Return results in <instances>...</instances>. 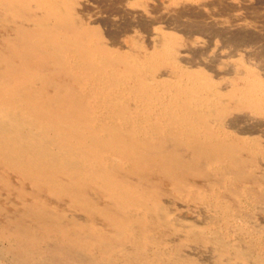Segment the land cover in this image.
<instances>
[{"label": "bare ground", "instance_id": "6f19581e", "mask_svg": "<svg viewBox=\"0 0 264 264\" xmlns=\"http://www.w3.org/2000/svg\"><path fill=\"white\" fill-rule=\"evenodd\" d=\"M81 1L0 0V262L264 264L262 229L235 228L264 211V145L229 125L264 117V77L222 91L170 32L119 49ZM172 200L213 215L180 227Z\"/></svg>", "mask_w": 264, "mask_h": 264}, {"label": "rangeland", "instance_id": "374dc122", "mask_svg": "<svg viewBox=\"0 0 264 264\" xmlns=\"http://www.w3.org/2000/svg\"><path fill=\"white\" fill-rule=\"evenodd\" d=\"M137 1L82 0L80 9L87 22L99 26L108 35V43L119 49L129 50L139 42L145 51H153L168 32L177 34L182 39L180 50L185 64L212 74L222 91L239 82V75L248 67H254L264 77V0H140L142 5ZM2 30L0 27V43ZM161 75L168 77L170 73L165 70ZM229 125L242 135L258 136L264 145V117L251 112L235 113ZM261 169L259 174L263 175L264 161ZM203 183L196 179L198 186ZM172 201V217L180 227L192 221L204 224L213 215L203 205ZM259 208L243 210L235 228L247 226L264 232V211ZM237 243L246 246L244 241ZM185 254L202 264H229L218 262L211 247L189 245Z\"/></svg>", "mask_w": 264, "mask_h": 264}]
</instances>
